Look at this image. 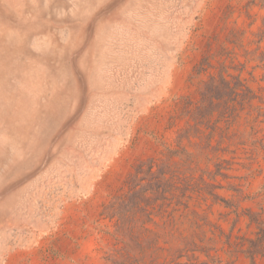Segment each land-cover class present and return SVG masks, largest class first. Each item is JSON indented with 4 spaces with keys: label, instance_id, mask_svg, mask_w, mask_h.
Returning <instances> with one entry per match:
<instances>
[{
    "label": "rangeland",
    "instance_id": "374dc122",
    "mask_svg": "<svg viewBox=\"0 0 264 264\" xmlns=\"http://www.w3.org/2000/svg\"><path fill=\"white\" fill-rule=\"evenodd\" d=\"M131 189L176 209L163 253L117 233ZM256 214L264 0H0V264H264L223 244Z\"/></svg>",
    "mask_w": 264,
    "mask_h": 264
},
{
    "label": "trees",
    "instance_id": "16d2710c",
    "mask_svg": "<svg viewBox=\"0 0 264 264\" xmlns=\"http://www.w3.org/2000/svg\"><path fill=\"white\" fill-rule=\"evenodd\" d=\"M217 80L213 77L207 82L205 87V94L201 95L202 100L209 99L211 100V93L218 88L216 84ZM222 89L228 91L231 94H234L235 97L242 96L244 91H248V88L245 85L238 81L234 86L230 87L229 82L224 80L222 82ZM184 110H192V104L189 102H184ZM142 164H140L135 169V174L139 173V169ZM152 166H149L148 169H151ZM134 189V188H133ZM145 192L141 193L139 190H130V194H125L119 196L115 202L111 205L112 214L110 218H116V230L118 234L123 235L127 231L130 240L134 245L135 252L132 254H141L142 256L152 257L163 253L165 248L160 246V242L168 243V240H162L163 237L168 239H178L176 237V232L178 228L175 227V219L173 213L176 209L172 208L166 215L159 213L163 204L159 205V208L156 209L153 205L158 198L146 197ZM146 197V198H145ZM163 200H167L164 198ZM169 205V204H168ZM150 208V210H148ZM163 212H166L164 210ZM157 217H165L162 223L156 221ZM250 222L255 223L256 233L254 239L244 238L242 236H226L223 244L226 246L227 253L232 251H241L248 257H253L256 254H261L264 251V220L260 217L259 214L250 215ZM203 250L198 248H190L184 251L191 252V255H187L189 264H213L215 259H218L214 256H208L209 261H200L199 256H195V252L201 253ZM185 256L184 254H179L173 260L161 261L159 262L160 256H156L153 262H159L158 264H170L176 259ZM130 257V256H129ZM130 259V258H129ZM113 264H126L125 262H118L114 258L111 260ZM128 264H142L139 259L135 258ZM175 264H181L180 262H175Z\"/></svg>",
    "mask_w": 264,
    "mask_h": 264
}]
</instances>
